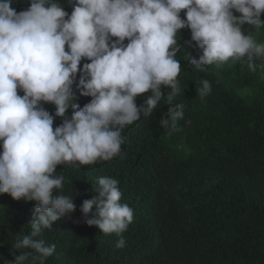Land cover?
<instances>
[{"label": "clouds", "instance_id": "obj_1", "mask_svg": "<svg viewBox=\"0 0 264 264\" xmlns=\"http://www.w3.org/2000/svg\"><path fill=\"white\" fill-rule=\"evenodd\" d=\"M69 4L71 14L55 0H30L26 10L17 12L13 0H0V194L35 202L31 233L12 245L20 252L15 264H25L29 257L33 264H45L55 245L46 246L37 237L76 211L74 199L59 194L65 177L57 174V166L91 165L119 156L125 142L122 130L141 114L152 115L162 86L171 89L169 104L180 93L181 65L175 57L181 29H190L191 41L202 49L198 59L190 60L197 70L244 57L255 70L253 61L264 60V43L243 31L245 24L264 27V0ZM191 41L185 43L191 46ZM82 60L90 62L81 68ZM201 84L198 94L203 100L212 89L208 80ZM77 92L91 97L90 102L81 107ZM144 93L150 95L138 107L136 99ZM45 103L55 106L54 115ZM183 109V104L170 106L160 119L169 134L180 130ZM55 117L62 123L53 128ZM97 184L96 195L80 207L84 222L121 236L133 221V209L120 202L116 179L99 177ZM124 246L120 238L116 247Z\"/></svg>", "mask_w": 264, "mask_h": 264}, {"label": "trees", "instance_id": "obj_2", "mask_svg": "<svg viewBox=\"0 0 264 264\" xmlns=\"http://www.w3.org/2000/svg\"><path fill=\"white\" fill-rule=\"evenodd\" d=\"M55 2L71 14L69 0ZM12 6L20 12L30 0H13ZM243 31L264 43V27L245 24ZM176 39L180 93L171 104V89L162 86L152 115L141 114L122 130L125 142L112 160L57 166L65 177L59 194L72 197L76 211L37 237L55 245L45 264H264V60L253 61L255 70L244 57L200 71L190 63L202 55L190 29H181ZM88 62L82 60L80 67ZM202 80L212 89L203 100ZM76 94L81 107L91 100ZM148 95L137 97L138 107ZM175 104L184 105V117L180 130L169 134L159 121ZM43 107L54 115L53 104ZM71 114L69 109L66 115ZM61 123L55 117L53 128ZM99 177L116 179L120 202L133 209V221L121 236L84 222L80 207L96 195ZM34 207V201L0 194V264H15L20 252L12 245L31 233ZM120 238L123 248L116 247ZM25 264H33L31 257Z\"/></svg>", "mask_w": 264, "mask_h": 264}]
</instances>
